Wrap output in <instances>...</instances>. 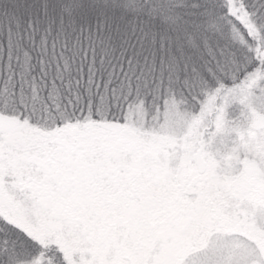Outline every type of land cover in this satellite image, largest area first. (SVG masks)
Wrapping results in <instances>:
<instances>
[{
    "label": "snow or ice",
    "instance_id": "1",
    "mask_svg": "<svg viewBox=\"0 0 264 264\" xmlns=\"http://www.w3.org/2000/svg\"><path fill=\"white\" fill-rule=\"evenodd\" d=\"M0 264H264V0H0Z\"/></svg>",
    "mask_w": 264,
    "mask_h": 264
}]
</instances>
